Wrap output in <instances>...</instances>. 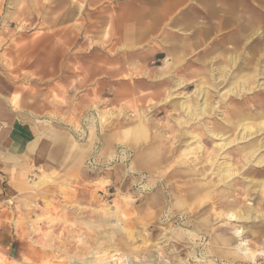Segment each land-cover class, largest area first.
<instances>
[{
  "label": "rangeland",
  "instance_id": "374dc122",
  "mask_svg": "<svg viewBox=\"0 0 264 264\" xmlns=\"http://www.w3.org/2000/svg\"><path fill=\"white\" fill-rule=\"evenodd\" d=\"M13 1L0 0L3 92L19 118L57 130L65 154L61 166L19 158L3 169L0 264H70L75 252L88 264L92 249L91 264H264V23L189 67L123 75L101 67L82 30L67 58L45 54L46 35L60 42V0ZM70 8L73 28L105 23ZM223 227L255 257L215 243Z\"/></svg>",
  "mask_w": 264,
  "mask_h": 264
},
{
  "label": "crops",
  "instance_id": "0c3cea01",
  "mask_svg": "<svg viewBox=\"0 0 264 264\" xmlns=\"http://www.w3.org/2000/svg\"><path fill=\"white\" fill-rule=\"evenodd\" d=\"M13 2L16 3L15 0ZM43 4L46 11V6L51 5V1ZM64 4L68 6L65 24ZM73 6L77 12L83 7L82 14L86 17L84 24H87L90 13L88 8L92 9V15L107 13L105 23L100 25L98 22H92L81 28L69 26L71 23L67 20L71 15L67 14L72 11L70 7ZM245 22H248L247 26ZM60 23L59 45L53 44L51 34L46 35L45 54L53 49L59 52L61 58L62 54L67 58L69 35L73 34L74 29L82 30L85 35L91 36L92 54L100 55V60L103 61L101 67L121 69V73L125 75L130 69H151L156 65L158 69L160 66L163 69L189 67L202 58H209V54L217 51L216 46H221V43L233 45L234 42L251 39L256 34L245 33L244 29L251 27L254 30L264 23V0H60ZM105 31L109 34L108 40L104 39ZM96 47H102L104 53L96 50ZM48 62L49 60L46 63ZM46 74L51 77L50 68ZM179 84H182L181 80ZM10 86L11 84L7 85L4 77L0 75V126L3 125L0 127L2 188L8 179L3 169L10 170L15 160L40 159L47 164L55 163L61 166V159L65 154L61 144L55 143V140L62 137L57 130L46 125L36 126L31 121L19 118L9 104L10 97L3 92L4 89L11 90ZM58 148L60 160L56 159L59 155ZM63 164L65 172L73 173L71 166L65 162ZM32 182L28 181V189L33 186ZM18 186L16 185V188ZM10 245L11 242H8L2 247L7 250Z\"/></svg>",
  "mask_w": 264,
  "mask_h": 264
},
{
  "label": "bare ground",
  "instance_id": "6f19581e",
  "mask_svg": "<svg viewBox=\"0 0 264 264\" xmlns=\"http://www.w3.org/2000/svg\"><path fill=\"white\" fill-rule=\"evenodd\" d=\"M152 206V202L150 201L148 204H147V207H151ZM111 210V207H108L107 209H106V211H105V213H107L108 211H110ZM238 214H240V212H238V213H235V212H231L230 214H229V217L231 218V219H238ZM243 214V213H242ZM244 218H248V215H246ZM208 221V220H207ZM207 221H206V223H207ZM93 224V223H92ZM86 225L89 227V228H91V229H94V225H91V223L90 222H87L86 223ZM112 233V232H111ZM111 233H107L108 235H110ZM236 233L238 234V235H243V233H244V229H241V230H237L236 231ZM253 234V233H252ZM214 236V238H213V241L215 242V243H221V244H223V245H225V247H227V245L228 246H231V248L232 249H234L235 248V242H236V239H235V237L231 234V232H230V228L229 227H223V228H221V229H217V230H215L214 231V234H213ZM110 237V236H109ZM110 239V238H109ZM109 241V240H108ZM247 240H243L241 243H242V246L241 247H239V248H235V249H237L238 251H240L244 256H249V258H254L255 257V255H256V253L257 252H259V251H257V249H255V248H247V247H244L246 244H244L245 242H246ZM103 245V244H102ZM238 246V245H237ZM81 249V248H80ZM97 249V248H96ZM102 249V248H101ZM102 251V250H101ZM89 252V251H88ZM228 254H231L230 252H229V250H228V252H227ZM91 259L89 260V263L88 264H91L92 262H95L97 259H99V257H97V256H95V254H94V250L92 249V251H91ZM79 255V253L78 252H75L74 253V256H70L68 253H67V255H66V257H67V259H68V262L70 263V264H76V262L75 261H73V257H76V256H78ZM105 255V254H104ZM230 257V256H229ZM112 258V257H111ZM126 258L127 259H125L124 261H125V263L126 264H132V260H131V258H128L127 256H126ZM233 258V257H232ZM248 258V257H247ZM64 259V258H63ZM82 260V259H81ZM80 260V261H81ZM249 260V259H248ZM120 262L121 261V258L120 257H118V258H116V262ZM233 261H234V259H233ZM102 262V261H101ZM109 262V261H108ZM252 263V262H251ZM105 264V263H104ZM107 264V263H106ZM121 264V263H120ZM248 264V263H247Z\"/></svg>",
  "mask_w": 264,
  "mask_h": 264
},
{
  "label": "built area",
  "instance_id": "2783aa9c",
  "mask_svg": "<svg viewBox=\"0 0 264 264\" xmlns=\"http://www.w3.org/2000/svg\"><path fill=\"white\" fill-rule=\"evenodd\" d=\"M6 249H9V247H7Z\"/></svg>",
  "mask_w": 264,
  "mask_h": 264
}]
</instances>
